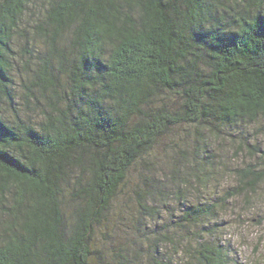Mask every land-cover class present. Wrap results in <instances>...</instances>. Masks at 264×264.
<instances>
[{
  "label": "clouds",
  "instance_id": "9594fccd",
  "mask_svg": "<svg viewBox=\"0 0 264 264\" xmlns=\"http://www.w3.org/2000/svg\"><path fill=\"white\" fill-rule=\"evenodd\" d=\"M0 264H264V0H0Z\"/></svg>",
  "mask_w": 264,
  "mask_h": 264
}]
</instances>
